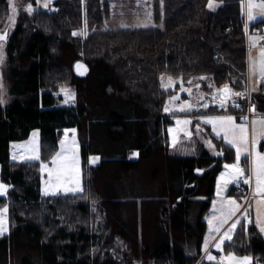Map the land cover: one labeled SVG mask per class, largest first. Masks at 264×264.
Listing matches in <instances>:
<instances>
[{"label": "trees", "instance_id": "trees-1", "mask_svg": "<svg viewBox=\"0 0 264 264\" xmlns=\"http://www.w3.org/2000/svg\"><path fill=\"white\" fill-rule=\"evenodd\" d=\"M121 1L54 0L21 16L6 39L5 80L16 100L0 104V163L10 184L0 196L10 218L0 264H220L204 254L205 215L216 177L236 153L209 125L222 155L171 150L175 113L164 108L176 89L163 88L161 76L199 82L208 92L229 84L246 104L244 0H212V8L209 0H152L156 25L106 28ZM6 9L8 0H0L2 16ZM263 24L249 22L248 32ZM81 28L83 35H73ZM79 59L90 66L85 77L74 72ZM64 86L75 90L74 104H59ZM250 100L264 111V86ZM223 112L236 113L210 105L190 114L196 122ZM65 127L77 129L84 190L44 195L41 162L55 154ZM35 128L41 158L10 159V142ZM91 154L100 161L90 164ZM236 187L230 191L245 197ZM241 224L225 247L264 264L263 235L254 223Z\"/></svg>", "mask_w": 264, "mask_h": 264}, {"label": "rangeland", "instance_id": "rangeland-1", "mask_svg": "<svg viewBox=\"0 0 264 264\" xmlns=\"http://www.w3.org/2000/svg\"><path fill=\"white\" fill-rule=\"evenodd\" d=\"M54 0H49L48 2V7L45 8L43 5L45 3V0H39V3H37V0H12V3L15 4L16 6V12H12V7L9 4L8 0V9L4 12V16L0 13V34L7 33V37L17 23L19 22L21 16H24L25 13H31L35 8H44V9H50L52 6ZM256 3H259V0H255ZM215 4V2H212ZM31 4L32 5V11L29 12L27 10V6ZM244 10H245V25H244V30L246 24L249 26V22H254L259 19L264 18V10H261L260 8H253V16L255 19L249 20L248 18V0H244ZM153 11H154V4L152 0H122L120 3H114L113 4V9H112V15L111 17L107 20L105 27L106 28H117V27H145V26H154L156 25V22L154 21V16H153ZM263 29H264V24H263ZM249 30V29H248ZM77 33V35H83L84 34V29H75L73 33ZM246 33V31H245ZM257 37H258V43H257ZM264 37V30L261 32V30L258 29L257 32H247V59H248V68H247V73L249 72V59L250 57H257L258 55H254L252 53V49L255 51H260L261 48H264V39H261ZM253 40L256 41L255 45L253 46ZM5 45H6V40L2 42V46H0V56H2V62H0V97L3 98L5 101L4 103H0L1 105H9L11 104L14 100H16L15 94H13L10 91L9 85L7 84L5 80V72L7 70V61L5 57ZM259 53V52H257ZM255 52V54H257ZM163 79L162 81V86L165 89H176V92L173 94L169 95L166 99L165 103V108L168 109V111H164L166 113H171L174 112V122L169 126V129H172V131H169V138H170V147L171 150L179 155H196L199 154V151L202 147L207 148L213 155H222L223 150L219 149L217 146V142H215L212 138L210 133L207 130V126L209 124H205L203 122L204 117H218V116H227L225 113H229L235 116V113L233 112H223V113H204L196 116L198 121L193 122V115L190 114L191 111L197 110V109H205L210 105H217L220 109L227 110L229 109V102L230 101H236L239 96H232L229 101L224 105V107H221L219 104V98L213 99L214 96H217L216 90L219 88H222L225 84L220 85L219 87H216L212 91L208 92L204 87L201 86V84L198 82H192V81H184L182 77H172L169 74H162ZM161 76V77H162ZM171 77L174 81L175 84L172 87H168L169 80L168 78ZM191 82V83H189ZM177 83L180 85L177 87ZM181 85H183L184 89H191V94H189L186 91L181 90ZM231 87V86H230ZM232 88V87H231ZM63 89V90H62ZM234 92H240L234 88H232ZM242 93V92H241ZM56 95L60 96L59 98V104L60 105H70L74 104L76 102V92L73 89L72 86H64L60 87L59 90L56 91ZM243 96V93L240 97ZM173 97H178V99H173ZM187 101L190 104L193 105L191 109H187L186 105V110L181 112L179 110L181 105H184V102ZM203 105H207V107H204ZM178 120H190L191 123L188 125H183V124H177ZM237 123V121H236ZM197 126H199L200 131L197 132ZM210 131L212 129V126L209 125ZM74 130V131H73ZM185 132H190L191 135H185ZM35 133V136L33 135ZM212 133V131H211ZM214 133V132H213ZM215 134V133H214ZM213 134V135H214ZM173 137H175V143L173 142ZM75 141L76 145V155L77 159L79 161V167H80V178H81V186L84 190V184H83V179H82V168H81V150H80V140L78 138V133L77 129L75 127H65L61 130L60 136H59V146L55 154L52 156V158L49 161H42L41 164H44L47 166V168H52L54 165L52 164L53 157L56 156L58 152L61 151V141H65L66 145L71 144L72 141ZM35 141L38 145V155L41 158V152H40V129L35 128L33 129L29 136L25 139H19V140H12L10 142L9 150H10V159L13 160V154L17 156V159L15 160H35V159H30L32 156L31 151L28 150V148L31 145V142ZM207 141H211V146L207 143ZM94 157H98L99 159L94 160ZM39 158V159H40ZM101 156L99 154H91L89 158L90 164H96L100 161ZM234 163L232 162H226L225 164H231ZM224 164V165H225ZM47 168L42 171L41 169V177H42V184H41V192L44 194V189L48 187V171ZM204 171V170H203ZM225 168H223L222 172H225ZM198 172H201L200 170ZM221 172V173H222ZM220 180V175L217 178ZM217 180V182H218ZM0 183L7 184L8 190L7 194L10 189V184L6 182L2 178V164L0 163ZM239 183V182H238ZM238 183L235 182L237 185ZM230 185V184H229ZM228 185V186H229ZM226 190L222 193L224 197L226 196L227 190H229L228 187ZM58 193H64L62 190ZM6 194V195H7ZM45 195V194H44ZM235 198V197H234ZM213 201H216V207H220V197L217 196V188H216V197H214ZM213 201L212 205L210 207V210L208 213L205 215V220L207 221V228L205 232V237H204V244L203 248H205V244L207 241V244L209 243L210 240L214 238V236L217 234V232L210 233L209 229V218H212L214 216V210H213ZM238 201V200H237ZM239 203V201H238ZM4 207L8 208V212L5 214V219H6V224H5V230L0 232L1 234H5L9 232L10 230V218H9V207L6 206H0V209H3ZM241 220V218H239ZM235 219H232L225 225L221 233L219 234V240L217 242H214L215 244L213 246V251L208 253L211 254L212 256H215L217 261H220L221 256H227L228 253H233L237 258H242L245 256L251 257V264L254 262V256L251 253H238L232 249H228L225 247V242L220 245V248L218 249L216 247V244L219 243L220 237L224 234L225 231L228 230L230 227L231 223ZM216 221L213 220V224L215 225ZM239 223L237 224V226ZM237 228V227H236ZM235 228V229H236ZM234 231L230 233L231 238L233 236ZM231 240V239H230ZM208 251V250H207ZM206 255V258L208 257ZM208 259V258H207Z\"/></svg>", "mask_w": 264, "mask_h": 264}, {"label": "snow or ice", "instance_id": "snow-or-ice-1", "mask_svg": "<svg viewBox=\"0 0 264 264\" xmlns=\"http://www.w3.org/2000/svg\"><path fill=\"white\" fill-rule=\"evenodd\" d=\"M49 0H45L44 7H48ZM39 3V0H37ZM9 4L12 7V12H16V6L12 3V0H9ZM212 0H209L208 7L212 8ZM260 8L264 10V0H259V3H256L255 0H248V18L249 20L255 19L253 16V8ZM27 10L31 12L32 5L29 4L27 6ZM73 35H77V33H73ZM7 39V33L0 34V46H2V42ZM261 39H264L262 37ZM256 41L253 40V46ZM2 56H0V62H2ZM78 68L82 67L81 65H77ZM249 77L255 80L257 83L260 81H264V48H261L257 57H250L249 59ZM163 79V76L161 77ZM168 87H172L175 84V81L169 77ZM191 83V82H189ZM63 90V89H62ZM181 90L186 91L191 94V89H184L183 85H181ZM256 89L253 88V91ZM217 96H214L213 99L219 98V104L221 107L229 101L232 96H241V92H234L233 89L229 86V84H225L222 88L216 90ZM173 99H178V97H173ZM2 97H0V103H4ZM187 109H191L193 107L192 104L185 101L184 105H181L179 110L181 112ZM207 107V105H203ZM238 107V105H236ZM165 111H168L165 108ZM252 111L255 109L253 107ZM205 124H209L212 126V131L216 134L217 137L222 136L224 141L231 145L235 149L236 153V162L231 164H225V172L220 174V180L217 182V196L220 197V207H216V201H213V210L214 216L209 218V229L210 233L219 232L220 229L227 224L233 217H237V213L241 212V205L235 198L224 197L222 193L226 190L227 186L233 182H239L241 177H244L245 170L240 165L241 156L246 154L250 159V172L251 175L244 178V183L249 184L254 179L255 188L254 195L258 196L259 199L256 200V213L257 226L260 228L261 232H264V152L259 151L258 144L260 140H264V118L262 119H253L251 121L252 126V136L251 141L249 140V125L247 123V117H240L243 123H236V118L227 115V116H218V117H204L202 118ZM190 120H178L177 124L188 125L190 124ZM74 131V130H73ZM170 132L172 129L169 130ZM199 126H197V132H199ZM35 136V133L33 134ZM185 135H191L190 132H185ZM173 142L175 143V137H173ZM207 143L211 146V141H207ZM61 151L53 157L52 164L54 167L47 168L46 165L41 164V170L44 171L47 168L49 180L47 182L48 187L44 189L45 195H56L61 190L67 193H80L83 191L81 186V178H80V167L79 161L76 155V145L73 140L71 144L65 143V141H61ZM31 151L32 156L30 159L39 160L38 155V145L35 141L31 142L30 147L28 148ZM13 160L17 159V156L13 154ZM99 159L98 157H94V160ZM8 185L4 183H0V196L6 195L8 190ZM8 212V208L4 207L0 209V232L5 230V214ZM241 215L244 216L245 220L248 223L251 221L248 218L247 211L245 210ZM213 220L216 221L215 225L213 224ZM240 223L239 217H237L230 225L227 231L220 237L219 243L216 244V247L219 249L220 245L224 242V240H230V233L235 230L237 224ZM207 248V241L205 244ZM210 261L215 260L216 257L211 254L207 257ZM251 257L245 256L242 258H237L233 253H228L227 256L220 257V264H251Z\"/></svg>", "mask_w": 264, "mask_h": 264}, {"label": "crops", "instance_id": "crops-1", "mask_svg": "<svg viewBox=\"0 0 264 264\" xmlns=\"http://www.w3.org/2000/svg\"><path fill=\"white\" fill-rule=\"evenodd\" d=\"M258 31V29L257 28H254L253 30H252V32H257ZM258 41H260V40H258V37H257V43H258ZM255 52L257 53V52H259V51H255L254 49H252V53L254 54V55H258L259 53H257V54H255ZM248 63V62H247ZM248 74V89H247V95H248V99H249V97H251L252 95H255L256 93H258V91L260 90V88L262 87V86H264V81H260L259 83H257L255 80H253V79H251L250 77H249V72L247 73ZM230 86V85H229ZM217 87H219V86H217ZM216 88V87H215ZM214 88V89H215ZM253 88H255L256 90L255 91H253ZM240 96H239V98L236 100V101H230L229 102V105L230 104H232V103H239V100H240ZM241 103V102H240ZM244 103L242 102V104L241 105H243ZM250 106H251V109H253V107H254V109H255V111L254 112H256V113H259V114H257V115H255L253 118H252V120L253 119H262V118H264V111H261V110H258L257 109V107H256V104H255V102L253 101V103L251 102V104H250ZM225 114H227V115H231V116H233L234 117V115H232V114H229V113H225ZM235 118H236V121H237V124H239V123H243L244 121H242L241 119H240V116H237V114L235 113ZM251 120V121H252ZM248 123V122H247ZM248 125H249V140L251 141V136H252V126H251V123H248ZM211 131H212V129H211ZM210 131V132H211ZM212 134H214L213 133V131H212ZM215 136H216V134H214ZM217 137V136H216ZM220 137H222V136H220ZM223 138V137H222ZM224 140V139H223ZM225 142V141H224ZM226 143V142H225ZM264 144V140H260V142H259V144H258V149H259V151H261V152H264V149H263V145ZM231 146V145H230ZM235 150V149H234ZM236 162V160L234 161V163ZM240 165H241V167L242 168H244V170H245V175H244V178H246L247 176H249V175H251V172H250V167H251V164H250V159H249V157L246 155V154H244V155H242L241 156V160H240ZM223 168H224V166H223ZM223 170V169H222ZM222 170L218 173V175H217V177H216V182H215V188H214V197H216V188H217V178L219 177V175L221 174V172H222ZM204 172V171H203ZM203 172H202V174H203ZM237 183V182H236ZM250 184V196H246V197H244V195L243 194H238V193H236L235 192V190L233 189L232 191H230V189H231V187H232V185H236L235 184V182H233V183H231L228 187V189L229 190H227V192H226V196L227 197H231V198H234L235 197V199L236 200H238L239 201V204L241 205V212L240 213H237V217H239V218H241V220H240V223H239V225H242L241 223H242V221H244L245 223H248L246 220H245V218H244V216L243 215H241V213H243L245 210L247 211V215H248V218H249V220L252 222V223H254L255 224V226L257 227V229L260 231V228L257 226V223H256V219H257V213H256V200L257 199H259V197L258 196H256V195H254V188H255V181H254V179L251 181V183H249ZM247 185V184H246ZM214 199V198H213ZM213 199H212V201H213ZM212 205V204H211ZM237 217H233V219H236ZM229 223V222H228ZM226 225V224H225ZM225 225L220 229V231L214 236V238L212 239V240H210L209 241V243L207 244V248L205 247V255H208V253H210V252H212L213 251V246L215 245V244H213L214 242H217L218 240H219V234L221 233V231L223 230V228L225 227ZM238 227V226H237ZM237 229V228H236ZM236 229L234 230V233H235V231H236ZM234 233H233V235H234ZM260 233L263 235V237H264V232H261L260 231ZM232 238H233V236H232ZM231 238V239H232ZM226 241H229V240H226ZM208 249H210L208 252H207V250Z\"/></svg>", "mask_w": 264, "mask_h": 264}, {"label": "built area", "instance_id": "built-area-1", "mask_svg": "<svg viewBox=\"0 0 264 264\" xmlns=\"http://www.w3.org/2000/svg\"><path fill=\"white\" fill-rule=\"evenodd\" d=\"M248 29H249V26H248V24H246V26H245L246 34L248 32ZM260 30L263 31V28H261ZM247 49H248V46H247ZM236 105H238V107ZM231 108L236 113H238L240 115V117H247L248 118V120H247L248 123H251L252 118L255 115L259 114V113H256V112L252 111L251 106H250V101L247 102V104L243 105V107L240 104H232ZM242 110H244V111L241 112ZM263 149H264V144H263ZM242 181H243V177L240 178V184L236 187L237 191L245 193L246 196H250V184L244 185L242 183Z\"/></svg>", "mask_w": 264, "mask_h": 264}, {"label": "water", "instance_id": "water-1", "mask_svg": "<svg viewBox=\"0 0 264 264\" xmlns=\"http://www.w3.org/2000/svg\"><path fill=\"white\" fill-rule=\"evenodd\" d=\"M78 64L81 65L82 67L78 68V67H77ZM89 71H90V66H89V64H88L86 61H84V60H82V59H79V60H77V61L74 63V72H75V74H76L78 77H85L86 75H88ZM199 170H200L201 172H198ZM195 172H196L197 175H202L203 170L197 168V169L195 170Z\"/></svg>", "mask_w": 264, "mask_h": 264}, {"label": "bare ground", "instance_id": "bare-ground-1", "mask_svg": "<svg viewBox=\"0 0 264 264\" xmlns=\"http://www.w3.org/2000/svg\"><path fill=\"white\" fill-rule=\"evenodd\" d=\"M200 169V168H199ZM202 170H204V169H202Z\"/></svg>", "mask_w": 264, "mask_h": 264}]
</instances>
